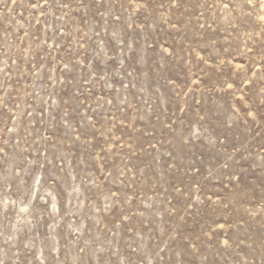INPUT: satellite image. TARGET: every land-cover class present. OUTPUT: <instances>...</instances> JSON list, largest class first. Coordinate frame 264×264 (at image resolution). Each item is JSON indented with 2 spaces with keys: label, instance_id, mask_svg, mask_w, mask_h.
Returning <instances> with one entry per match:
<instances>
[{
  "label": "rangeland",
  "instance_id": "obj_1",
  "mask_svg": "<svg viewBox=\"0 0 264 264\" xmlns=\"http://www.w3.org/2000/svg\"><path fill=\"white\" fill-rule=\"evenodd\" d=\"M0 264H264V0H0Z\"/></svg>",
  "mask_w": 264,
  "mask_h": 264
}]
</instances>
